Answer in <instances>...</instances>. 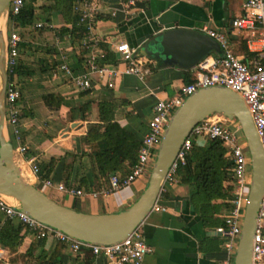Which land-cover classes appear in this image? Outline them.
<instances>
[{
  "label": "crops",
  "instance_id": "crops-1",
  "mask_svg": "<svg viewBox=\"0 0 264 264\" xmlns=\"http://www.w3.org/2000/svg\"><path fill=\"white\" fill-rule=\"evenodd\" d=\"M29 1V0H26ZM96 2L102 16L96 23L97 36L108 41L106 44L115 53L117 63L100 66L102 58L97 52L98 68L116 67L120 74L113 79V87L107 80L88 65L89 52H82L69 35L62 34L61 28H72L62 14L54 13L52 22L47 24L43 6H50V0H36V12L48 25L46 40L33 41L34 52L20 51L19 63L24 71H33L32 76H16L19 89V141L10 128L15 149L27 148L25 158L33 160L41 169L40 180L51 179L55 184L63 183L82 189L83 198L69 196L56 188H42L52 199L69 208L89 214H112L129 208L144 192L149 175L137 180L129 187L107 196L94 198L93 192L104 186L95 161L90 156L88 139L89 126L101 122L102 104L113 103L115 119L126 130L143 139L147 123L152 117L154 106L162 100L176 97L185 85L183 69L159 65L156 60L151 75L145 79L124 74L125 65L120 61L114 45L128 43L140 48L157 35L173 29L183 28L198 32L209 29L225 35L230 48L245 59L248 51L247 35L236 30L232 23L242 16V0H135V6L127 8L130 0H79ZM99 15V16H100ZM245 50V53L242 51ZM103 54V53H102ZM211 54L207 58H219ZM67 64L75 76L88 75L91 87L79 90L60 71ZM193 78L194 69L189 71ZM111 81V80H110ZM49 94L60 95L64 104L59 110H50L44 101ZM84 107L87 119L82 121L78 131L70 129L72 115L82 114ZM74 110V113L72 112ZM73 113V114H72ZM69 129L67 132L66 130ZM201 139L197 144L206 146ZM29 168V167H28ZM35 182V179L32 180ZM166 197L159 203L166 211L152 212L141 225L146 242L153 252L145 257L142 264H232L233 254L225 249L226 239L216 233L221 225L205 226L199 213L189 205V187L181 181L173 187H166ZM165 193V189L163 191ZM232 208L231 197L220 208L224 218ZM2 223L11 221L19 231V245L14 251L7 250V264H67L76 261L70 247L58 251L59 241L53 237L38 238L20 220H7L0 214ZM264 235V224L262 227ZM5 249V248H4Z\"/></svg>",
  "mask_w": 264,
  "mask_h": 264
},
{
  "label": "built area",
  "instance_id": "built-area-1",
  "mask_svg": "<svg viewBox=\"0 0 264 264\" xmlns=\"http://www.w3.org/2000/svg\"><path fill=\"white\" fill-rule=\"evenodd\" d=\"M244 13L236 18L233 27L247 35V45L250 59L245 61L233 53L230 43L225 35L205 29L204 32L217 40L224 50L219 58H206L194 68L193 81L185 84L180 93L170 99L159 101L153 108V114L147 123V132L142 139L136 164L131 171L121 177H110L109 186L100 191L93 192L92 196H107L115 191L129 187L137 180L147 175L155 162L157 150L161 143L165 128L175 110L181 106L184 99L200 89L209 87H227L237 93L247 105L253 116L255 126L264 147V0H242ZM25 0H11L9 13L16 16L24 7ZM135 0H130L126 7L135 6ZM79 23L85 24L86 31L82 40V48L89 52L88 65L97 71L109 87H113V79L120 72L116 67L108 66L98 68L96 65L98 48L103 43H108L104 38L97 36L96 23L101 9L96 2L83 1L75 6ZM48 28L44 23H37L33 28ZM21 36L12 26L8 32L9 51V83L6 92L7 118L16 140L19 141L17 124L19 111L17 101L19 89L14 73L19 63ZM120 61L124 63V74L145 79L152 73L155 61L137 55L138 48L131 47L128 43L114 45ZM102 57L104 54H100ZM62 71L79 90L91 87L88 75L75 76L67 64L60 66ZM111 80V81H110ZM201 139L206 141H221L228 150V157L232 160V208L224 217V224L216 229V233L226 239L225 249L228 253H235L242 232L245 208L248 203V194L251 184V157L247 142L239 123L229 121L220 116H211L197 124L186 138L182 147L170 167L165 179L163 191L166 187H173L180 181L178 170L186 165L187 158L192 152L194 143ZM27 148L23 145L15 149L16 157L20 160L22 171L27 174L40 188H56L69 196L83 198L82 189L67 186L63 183L55 184L51 179L40 180V167L33 161L25 158ZM29 167V168H28ZM160 199V198H159ZM167 208L159 203L152 208V212L166 211ZM0 214L7 220H20L38 238L53 237L59 242L68 245L76 257V261L67 264H142L145 257L153 252V248L146 242L141 227L135 230L128 238L113 245H93L72 239L64 233L54 230L18 210L5 198L0 196ZM264 195L257 218V230L253 241V264H264ZM86 252L92 255V262H87ZM7 251L0 245V264H7ZM26 264H35L29 262ZM229 264V263H227Z\"/></svg>",
  "mask_w": 264,
  "mask_h": 264
},
{
  "label": "water",
  "instance_id": "water-1",
  "mask_svg": "<svg viewBox=\"0 0 264 264\" xmlns=\"http://www.w3.org/2000/svg\"><path fill=\"white\" fill-rule=\"evenodd\" d=\"M10 3L11 0H0V19L4 21L0 29V196L34 220L72 239L93 245L118 244L141 227L152 213L163 192L168 171L193 128L208 117L220 116L239 123L251 157L248 203L232 264H253V241L264 195V147L244 100L227 87L200 89L184 99L165 128L155 162L148 173L146 189L124 211L89 214L69 208L49 197L22 171L17 163L7 118ZM211 54H224L217 40L205 32L183 28L167 30L137 50L138 56L185 71H191ZM81 122L75 121L70 129L78 131Z\"/></svg>",
  "mask_w": 264,
  "mask_h": 264
},
{
  "label": "trees",
  "instance_id": "trees-1",
  "mask_svg": "<svg viewBox=\"0 0 264 264\" xmlns=\"http://www.w3.org/2000/svg\"><path fill=\"white\" fill-rule=\"evenodd\" d=\"M36 0H25L24 7L16 16H9V27L12 26L19 32L21 43L20 51L34 52L33 41L36 33H43L46 27L33 28L40 23V16L36 12L34 5ZM50 6L44 5L43 11L46 14L44 20L47 24L52 22L54 13H60L67 24L72 28H61L62 34L69 35L82 52H88L82 48V40L86 31L85 24L79 23L75 4L79 0H50ZM102 16H98L97 20ZM98 51L103 53V57L98 60V64L117 63L115 53L106 44H101ZM245 53V50L242 51ZM235 54V53H234ZM250 54L246 53L245 61L250 59ZM152 66V70H153ZM16 76H32L33 71H24L20 63L15 67ZM185 84L193 81L191 73H184ZM19 101V100H18ZM17 101V102H18ZM46 106L50 110H59L64 104V98L60 95L49 94L44 97ZM82 114L75 116L72 111V122L77 120L85 121L87 114L85 108L78 109ZM115 106L113 103L102 104L101 122L89 126L88 139L90 143V156L95 161L97 172L104 179V186H109L110 177L127 175L131 168L136 164L138 152L142 145V140L134 133L126 130L115 119ZM228 150L225 145L218 140H209L204 147L194 143L192 152L187 158L186 165L178 170L180 181L183 185L189 187V205L193 212L199 213L205 226L223 225L224 218L220 217V208L231 197L233 189L232 184V160L228 157ZM41 174V172H40ZM41 176V175H40ZM44 178V177H42ZM41 180H44L42 179ZM162 192L161 197H166ZM11 221L2 223L0 220V245L10 251H14L19 245V231L21 228H15ZM65 246L59 242L58 251ZM87 262H92V255L86 252Z\"/></svg>",
  "mask_w": 264,
  "mask_h": 264
},
{
  "label": "rangeland",
  "instance_id": "rangeland-1",
  "mask_svg": "<svg viewBox=\"0 0 264 264\" xmlns=\"http://www.w3.org/2000/svg\"><path fill=\"white\" fill-rule=\"evenodd\" d=\"M45 33L46 32H43V33H36L35 35V39L39 42V43H42L43 41L46 40L45 38ZM27 175V174H26ZM48 196H51V194L49 193ZM233 259H234V255H233Z\"/></svg>",
  "mask_w": 264,
  "mask_h": 264
},
{
  "label": "bare ground",
  "instance_id": "bare-ground-1",
  "mask_svg": "<svg viewBox=\"0 0 264 264\" xmlns=\"http://www.w3.org/2000/svg\"><path fill=\"white\" fill-rule=\"evenodd\" d=\"M3 26H4V21H3V19L1 18L0 19V29H2L3 28ZM16 159H17V163H18V165L20 166V160H19V158L18 157H16ZM27 178V177H26Z\"/></svg>",
  "mask_w": 264,
  "mask_h": 264
}]
</instances>
